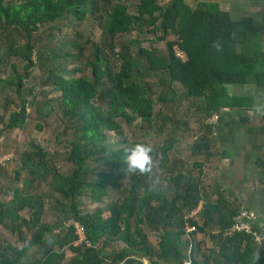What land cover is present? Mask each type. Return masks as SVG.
I'll use <instances>...</instances> for the list:
<instances>
[{"label": "trees", "instance_id": "1", "mask_svg": "<svg viewBox=\"0 0 264 264\" xmlns=\"http://www.w3.org/2000/svg\"><path fill=\"white\" fill-rule=\"evenodd\" d=\"M87 14L101 15L109 50L119 48L114 55L118 64L110 65L102 45L89 43L90 57L83 66L89 69L90 76L67 78L57 68L48 69V64L60 65L67 57L82 56L83 46L79 43L61 40L53 48L50 44L55 42L53 30L60 21L71 17L82 22ZM47 26L50 28L43 36L39 31ZM143 28H150L146 33H161L158 41L169 35L174 37L165 41V56L157 57L142 49L137 39L115 43V38L133 31L141 33ZM173 46L186 54L184 63L173 57ZM1 47L4 50L0 52V74L8 66L14 72L4 83L13 89L20 103L8 114L3 129L23 127L28 106L38 105L32 89L28 90L29 97L25 95V81L34 68H45L48 76L42 84L50 83L60 92L64 155L73 170L66 176L56 168L51 169L45 151L28 143L31 152L21 156L15 180L19 172L25 171L29 178L20 182L26 187L51 174L50 192L22 197L19 187H12L11 198L0 202V227L21 242L20 246L0 244V264H142V259L147 264H264V254L251 235L230 232L241 209H232L220 195V200L214 203L203 197L198 179L200 163L193 162L192 168L198 169L197 179L193 180L180 170L179 159L176 163L168 162L166 153L176 144L175 139L167 137L153 149L151 155L158 170L164 169L168 175L159 179L156 169L148 175L127 171L125 149L145 144L144 141L124 137L120 142H111L108 138L109 132L122 134V122L132 124L139 120L142 131H147L160 115L154 114V104L165 105L170 96L177 108L182 101L189 100V107L203 120L217 117L216 123L200 126V133L190 141L189 155L208 161L230 158L232 153L220 150L214 132L221 112L252 109L254 99L235 96L228 88L251 87L262 90L264 95V40L258 37L253 24L232 20L214 1L199 2L191 8L183 0H171L163 7L153 0H139L136 13L129 15L119 1L98 7L96 0H0ZM65 47L76 51V56L70 50L65 51ZM132 47L136 51L132 52ZM10 58L23 63L22 74L15 72ZM79 70L76 67L73 71ZM148 78L154 79L153 83ZM174 83L179 85V92ZM46 106L48 103L36 109L41 120L52 114ZM158 120L161 123L156 132L169 122L173 128L181 124L167 113ZM182 125L186 127L185 123ZM212 147L220 153L211 151ZM255 168L264 181V159H257ZM160 181L172 194L170 198L166 191H161ZM84 198L104 207L82 211ZM200 202L197 215L200 223L186 221L194 227V231L186 233L181 214L194 210ZM47 204L56 221H41ZM23 211L27 218L20 215ZM75 222L83 226L86 235V240L79 244L74 243ZM141 225L156 233L155 248L142 233ZM207 230L212 245L202 249L204 242L195 235L206 234ZM254 230L261 231L256 222ZM48 237H52L50 242ZM115 243L122 244L119 251H106ZM67 249L72 252L68 258Z\"/></svg>", "mask_w": 264, "mask_h": 264}, {"label": "rangeland", "instance_id": "2", "mask_svg": "<svg viewBox=\"0 0 264 264\" xmlns=\"http://www.w3.org/2000/svg\"><path fill=\"white\" fill-rule=\"evenodd\" d=\"M119 1L121 5H123L126 9L127 14L133 15L136 13V5L138 4L139 0H96V4L98 7H102L106 4V2L115 3ZM159 6H165L171 0H153ZM185 4H188L191 8H195L197 3L201 1L205 2H216L217 0H183ZM224 8H222L223 10ZM100 14H97L95 17L87 14L86 18L82 21H76L75 19L71 18L67 20L60 21L53 33L55 35V42L50 44V48L57 47L58 42L61 40H66L67 43H79L83 46L82 56L77 58L67 57L65 61H62L60 65H50L48 64V69H56L59 73H62L65 77L73 76H90L89 69L84 67V61L89 59L90 51H91V43H95L98 45H102L104 50L105 57L109 60L110 65L113 66L118 64V60L115 58V53L118 51V47L116 46L114 50H109L108 43L109 39L104 34L101 24L102 19ZM253 18V16H248ZM244 18V17H243ZM59 26V30H56V27ZM254 29L258 32V37L263 38L264 40V24L261 25H254ZM50 26L43 27L40 29L39 33L43 36L47 33V29ZM150 28H143L141 33H136L133 31L129 34L123 35L121 37L115 38V43L119 44L120 42L131 41L132 39H137L140 42V47L146 51L151 52L157 57L165 56V41H172L174 37L171 35L167 36L164 41H158V37H160L161 33H146V30ZM262 31V32H261ZM88 41V42H87ZM22 42V41H21ZM90 43V44H89ZM65 51L72 53L76 56V51H73L70 47H65ZM55 49V48H54ZM4 50V47L0 48V52ZM132 52L136 51L135 47H132ZM35 59V56L33 57ZM11 64H15V72L17 74L23 73V63L18 58H10L8 60ZM141 61V60H140ZM143 62V61H141ZM79 67L78 72H74V68ZM57 72V73H58ZM56 73V74H57ZM14 72L10 70V67H5L1 74H0V160L5 158L3 163L0 164V202L9 200L11 198V189L12 187H19V191L22 197H29L30 194H40V193H48L50 192L49 189V182L51 181V174L47 175L41 180H36L30 186L24 187V185L20 182L22 179H28L29 176L25 171L19 172V176L17 180H15V170L19 171V167H21L20 159L24 153H30L31 149L28 146L29 142L34 143L35 145H39L40 148L45 151L47 154V165L51 169L56 168L59 173L62 175H70L73 166L65 160V147H64V137L62 136L64 130V123L60 118V110L58 107L59 103V95L60 92L52 85L47 84L44 85L42 82L46 80L48 76V70L40 69L38 67L34 68L31 74V77L25 81L27 91L25 95L29 97L28 90L32 89L33 94L36 96V102L38 105L28 106L26 115L27 119L21 129H12V130H5L3 129L8 117V114L11 111H15L17 106L20 105L19 100L16 98L13 89L9 86L5 85L6 79L13 77ZM154 79L148 78V82L153 83ZM173 87L176 89L177 92L180 91V87L178 84L174 83ZM229 92L234 94L235 96H246L252 97L256 100L254 103V107L249 110H225L221 112L220 121L217 122L215 136L218 140H221L223 137H226L227 130H236L240 137L244 139L245 133L249 136L252 141L250 145L255 146L254 150L252 151L257 152L258 159H264V153L262 154V150L257 149L256 147L259 144L263 143V138L260 135L263 134L260 130H264V121L263 117H259L258 113H256L255 109L260 108L262 109L263 106V97L262 90H258L256 88L251 87H229ZM156 93V90L154 91ZM31 99V97L29 98ZM200 101V100H199ZM198 101V103H199ZM44 103H48L46 109L52 110V114L45 118L44 120L40 119L36 109L41 108ZM176 105V104H174ZM190 102L189 100L182 101L181 105L177 108L174 107L171 103L170 96H168V103L165 105L154 104V114L159 112L157 119L152 121L150 128L147 131H142L141 126H139V120H136L132 124H126L122 122V134L118 135L114 132H107L109 141L111 142H120L124 137L129 141H144L146 145L151 146L153 149L160 146L163 142L166 141L167 137L175 139L176 144H173V147L167 151V160L168 162L176 163L179 159L180 161V170L183 173H186L190 176L193 180L197 179L198 176V169L192 168L193 162L198 161L201 165V175L198 179L199 188L201 189V193L203 197L209 202L214 203L216 200L219 199V195L225 203L229 204L232 209H240L241 205L238 201H232V199H228L225 190V184L216 181V173L217 171L221 172L225 171L222 168L228 169L231 173H237L243 171L246 167L244 164L247 161L246 158H238L235 159L234 162L231 163H224L221 158H216L213 160H205V158H192L189 153L188 149L190 147V141L194 139V137L198 136L200 133V126L204 123L211 122L212 120H203L201 116L195 114V111L189 107ZM175 116L176 119L180 120V125L172 127L170 122L167 127H163L159 132H156L157 127H159L161 121L158 120L159 117H162L164 114ZM182 123L186 124L182 125ZM216 123V122H215ZM41 127L39 129L38 127ZM172 131V132H170ZM254 133L255 136H252ZM259 135V136H258ZM235 139V138H234ZM236 140V139H235ZM235 141L236 147L240 146L243 147L245 152H249L248 146H245L242 143V140ZM222 145V143H221ZM120 146V144H119ZM213 149V150H212ZM251 150V149H250ZM213 152H219L215 147L211 148ZM243 154V152H240ZM155 167L157 172V176L159 179L162 176L167 177L166 170L161 169L158 170V165L156 161H154ZM224 163V164H223ZM230 164V165H229ZM223 166V167H222ZM177 167V166H176ZM229 172V173H230ZM152 176V175H151ZM151 177H148L147 181L149 182ZM162 184L161 191L167 192V198L172 196L171 193L168 192L167 187L165 186L164 181H160ZM229 183V182H228ZM227 186H231L228 185ZM226 194V195H225ZM108 203V202H107ZM202 202L199 203L198 206H201ZM104 207V205H97L92 202H89L87 199H83V203L81 206L82 211L92 212L96 210V207ZM197 206V207H198ZM50 205L47 204L44 207L43 214L41 216V221L45 222H53L56 221V217L53 214V211L50 210ZM189 212L183 211L181 214L182 217V228H185L186 221H188ZM200 212V210H199ZM20 215L24 218H27L26 211L20 213ZM105 213L104 216H106ZM195 221H200L195 219ZM70 223H66L68 226ZM142 233L145 234L147 241L155 248L157 242V235L154 231L150 230L149 227L145 225L139 226ZM212 232V231H211ZM207 234H211L209 230H207L206 234H196V239H201L204 243L201 246L202 249L209 248L212 243L209 242ZM185 240V236H182ZM2 240L1 245H5L7 243L11 245L20 246L21 242L16 239L15 235H11L7 232V230L0 227V241ZM52 237H48L47 242H50ZM48 245V243H47ZM46 245V247H47ZM97 247H100V243H96ZM122 248V244H114L111 245L109 250L115 249L119 251ZM44 250V248H43ZM72 252L67 249L66 257H70ZM142 264H147L146 260H141Z\"/></svg>", "mask_w": 264, "mask_h": 264}, {"label": "crops", "instance_id": "3", "mask_svg": "<svg viewBox=\"0 0 264 264\" xmlns=\"http://www.w3.org/2000/svg\"><path fill=\"white\" fill-rule=\"evenodd\" d=\"M216 2L219 9L222 10V8H224L223 11L228 12L230 18L234 21L251 23L254 25L264 24V0H217ZM248 16H253V18ZM261 39L263 40V38ZM255 102L256 100L254 99V103ZM260 132L263 133L260 136L264 137V130H260ZM243 134L245 135L244 139L240 137L236 130H227L226 137H223L218 141L221 151L232 153L230 158L222 160L224 163L228 164L234 162L235 159L242 157L247 159L244 163L247 168L241 172L231 173L228 169H225L222 166V169L225 171H222L221 174L219 172L220 170L217 171L215 179L217 182L225 184V190L229 200L232 199V201H238L241 205L240 209H245L255 214V222L264 230V181L259 175V170L255 168V163L258 159L257 153L259 154V151H252L255 147L250 145L252 139H250L245 133ZM252 136H255L254 133H252ZM234 138L238 140L239 144V140H242V143H244L245 146L251 147L249 148V152H245L243 147H236V140ZM256 148L262 150L261 152L263 154L264 140L263 143L259 144ZM240 152H243V154ZM227 184L231 186L228 187Z\"/></svg>", "mask_w": 264, "mask_h": 264}, {"label": "built area", "instance_id": "4", "mask_svg": "<svg viewBox=\"0 0 264 264\" xmlns=\"http://www.w3.org/2000/svg\"><path fill=\"white\" fill-rule=\"evenodd\" d=\"M172 53L173 57L178 60L180 63H184L187 60L186 54L179 49L177 46L172 47ZM217 117L213 116L211 118V122L214 123L216 121ZM5 158H2L0 160V164L3 163ZM200 206L196 207L194 211L189 213L188 219L194 220L197 219V215L199 213ZM256 221L255 214L251 211L241 209L236 217L233 219V224L230 228V232H238V233H244L247 235H251L254 244L259 248V250L264 254V230L261 229L260 232L254 230V222ZM184 231L186 233L194 231L193 226H188L185 224ZM75 233L77 235V240L74 242L75 244H79L86 240V235L84 232V228L81 224L78 222H75L73 224Z\"/></svg>", "mask_w": 264, "mask_h": 264}, {"label": "clouds", "instance_id": "5", "mask_svg": "<svg viewBox=\"0 0 264 264\" xmlns=\"http://www.w3.org/2000/svg\"><path fill=\"white\" fill-rule=\"evenodd\" d=\"M259 117H264V110L260 108L255 109ZM153 148L144 143H137L130 149H125L124 163L127 166V171L129 173H139L142 175H148L153 172L156 166L151 155ZM256 259H259L257 255Z\"/></svg>", "mask_w": 264, "mask_h": 264}]
</instances>
